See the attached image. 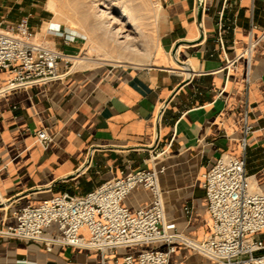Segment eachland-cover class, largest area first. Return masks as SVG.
Returning <instances> with one entry per match:
<instances>
[{"label": "crops", "instance_id": "obj_1", "mask_svg": "<svg viewBox=\"0 0 264 264\" xmlns=\"http://www.w3.org/2000/svg\"><path fill=\"white\" fill-rule=\"evenodd\" d=\"M153 1L157 42L147 64L74 68L61 79L0 91V228L14 221L12 212L21 205L62 191L83 193L121 169L149 166L157 143L164 148L156 165L164 167L165 216L178 231L201 239L211 230L202 175L222 152L242 154L245 118L254 125L245 169L264 192V0H203L200 19L197 0ZM28 10L33 30L51 16L19 7L10 19L7 8L0 10V22L14 24ZM66 30L77 32L69 42L39 34L76 55L83 33ZM176 43L182 63L172 56ZM6 79L0 70V87ZM39 128L51 135L46 147L35 140ZM150 198L137 186L123 202L135 210ZM48 230L55 233V225ZM257 236L264 242V230ZM131 249L53 244L47 250L43 242L0 233V264H122ZM171 259L203 262L181 244Z\"/></svg>", "mask_w": 264, "mask_h": 264}, {"label": "built area", "instance_id": "obj_2", "mask_svg": "<svg viewBox=\"0 0 264 264\" xmlns=\"http://www.w3.org/2000/svg\"><path fill=\"white\" fill-rule=\"evenodd\" d=\"M32 16L31 10L25 11L14 24L0 28V70L7 72L0 91L61 79L74 69L76 55L37 39V31L29 23ZM218 25L223 28L222 19ZM44 33L60 36L64 42L77 34L53 22H48ZM253 130L254 125L245 118L242 154L222 152L202 175L211 230L201 239L178 231L175 222L165 216L159 183L164 167L156 165L164 148L157 143L151 148L149 166L121 169L83 193L62 191L38 204L21 205L12 212L14 221L0 228V233L43 242L47 250L53 244L101 251L147 246L124 253L122 264H178L171 255L180 244L208 257L212 264H264V242L257 236L264 230V192L252 184L245 169L244 151ZM34 134L43 147L51 140L45 128ZM137 186L147 189L151 198L146 206L132 210L123 200ZM185 210L189 212L190 206ZM52 224L55 233L48 230Z\"/></svg>", "mask_w": 264, "mask_h": 264}, {"label": "bare ground", "instance_id": "obj_3", "mask_svg": "<svg viewBox=\"0 0 264 264\" xmlns=\"http://www.w3.org/2000/svg\"><path fill=\"white\" fill-rule=\"evenodd\" d=\"M91 1L93 2V13L90 12L86 0H74L71 12H69L70 9H65L62 6L59 7L56 5V0H47L46 3V6L50 10L58 14L59 12L60 14H67V18L72 21V23L78 22L84 27V30L88 31L86 34H88L89 44L92 42L91 45L88 46L89 48L97 47L98 49L96 48V50L101 49L103 51L102 57H92L87 52H85L84 55L75 56L76 65H82L84 62H93L94 64V62H102L103 59L115 61L119 60V57L128 58L130 52L140 49L139 46L141 44L138 38L142 35L140 34L141 24L139 19H137L138 17H136L132 11L120 5V0ZM44 28L45 27H43V29ZM143 32L142 30V33ZM138 44L140 45L138 46ZM113 53L116 54L117 58H113ZM138 53L140 54V52ZM145 53H147V51H143L142 54H140L144 55V57L138 58L147 59L148 56ZM129 56H131V54ZM128 59H131V57ZM145 59L141 61H145Z\"/></svg>", "mask_w": 264, "mask_h": 264}, {"label": "rangeland", "instance_id": "obj_4", "mask_svg": "<svg viewBox=\"0 0 264 264\" xmlns=\"http://www.w3.org/2000/svg\"><path fill=\"white\" fill-rule=\"evenodd\" d=\"M86 1H87V6L90 9V12L93 13V2L91 0H86ZM57 2H59V3H57ZM73 2H74V0H56V5H58L59 7L62 6L65 9L66 8L70 9L69 12H71ZM46 3H47V0H0V10H2V9L7 10V8H9L8 14L11 17L10 19H13L12 17H15L18 15L17 12L19 10V7L21 8L22 11L26 7L32 8L33 10L37 11L38 13H40L42 10H44L46 12L48 11V12H50L51 16L49 18H46L45 20H41L40 25H39V29L36 30L38 40H43L42 33L44 32L46 26L48 25V22L57 21V23L64 29H66V26L67 27H73V28H76L78 31L83 33V36L85 37L84 46H83L81 52L76 54V56L84 55L85 52H87L92 57L93 56L94 57H102L103 56V51L101 49L96 50L97 47H92V48L88 47L91 45L92 42L90 41L91 43L89 44V38L87 36L88 34H86V33H88V31L84 30V27H82L80 23H78V22H77L78 24L76 22L72 23V21H70L67 18L68 17L67 14H62V13L60 14V12L58 14L56 12H53L52 10H50L46 6ZM120 5H122L123 7L125 6L129 11H132L133 14L136 15V17H138L137 19H139V22L141 24L140 34H142L138 38V41L141 44V45L138 44V46L140 45L139 47H140V49L142 48L141 49L142 52L147 51V53H145V54L148 57H150L152 54V51L154 49V46L157 42L156 22L155 21H157L156 17L158 16V10H157V7H156L154 1L153 0H120ZM146 9H148V10H146ZM154 16H155V18H154ZM154 22H155V24H154ZM82 25H85V24H82ZM5 26H6L5 23H1L0 28H3ZM43 26L45 27L44 29H43ZM142 26H143V29H142ZM142 30L144 31L143 33H142ZM41 31H43V32L41 34H39V32H41ZM143 47H144V49H143ZM140 49L129 53V55L131 54V56L128 55V58L131 57V59L119 57L118 58L119 60H115V61L103 59L102 62H94V64H93V62H84V63H82V65L81 64L76 65V61L74 60L75 63H74L73 68H90V67L105 68V67L123 66V65H144V64L149 62V58L147 57V59H145V58L141 59L142 57H144V55H140V54H142ZM138 52H140V54ZM149 54H150V56H149ZM138 57H141L140 58L141 60L145 59V61H141ZM113 58H117L115 53H113ZM138 60H140V61H138ZM145 247H147V246L144 244H139V245L133 246L131 250L137 251V250L143 249ZM200 255L202 256L203 262L198 261V262H194L193 264H212L211 259H209L208 257H206L202 254H200ZM204 261H207V262H204Z\"/></svg>", "mask_w": 264, "mask_h": 264}, {"label": "water", "instance_id": "obj_5", "mask_svg": "<svg viewBox=\"0 0 264 264\" xmlns=\"http://www.w3.org/2000/svg\"><path fill=\"white\" fill-rule=\"evenodd\" d=\"M202 6H203V0H197V15H198V19H200L201 16V12H202ZM178 47V43L175 44L173 50H172V56L174 58L175 61L180 62V60L176 57V49ZM185 65V64H184ZM190 73L187 74V77H189Z\"/></svg>", "mask_w": 264, "mask_h": 264}]
</instances>
